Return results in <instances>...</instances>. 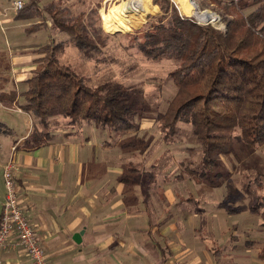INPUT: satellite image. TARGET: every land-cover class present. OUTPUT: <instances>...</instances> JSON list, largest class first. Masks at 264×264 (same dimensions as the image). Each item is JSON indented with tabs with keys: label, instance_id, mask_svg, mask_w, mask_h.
I'll return each instance as SVG.
<instances>
[{
	"label": "trees",
	"instance_id": "obj_1",
	"mask_svg": "<svg viewBox=\"0 0 264 264\" xmlns=\"http://www.w3.org/2000/svg\"><path fill=\"white\" fill-rule=\"evenodd\" d=\"M155 1L163 15L131 39L132 46L146 59L176 62L170 77L177 92L160 119L162 140L169 143L180 123L191 126L200 146L198 177L208 178L211 185L219 186V180L229 176L214 171L219 155L236 156L237 144L243 145L249 154L264 147V0H201L202 8H211L220 15L223 31L182 17L169 0ZM124 2L118 7L124 8ZM43 14L82 53L96 55L106 46L108 36L97 24L96 9L87 15H76L60 0L43 7L38 0H27L14 19L34 20L25 29L31 34L47 28ZM63 46V43L47 44L38 50L43 57L36 61L25 80L20 109L36 118L42 128L52 119H60L70 129H77L82 123L93 125L107 132L109 138L133 131L136 125L132 121L134 113L127 88L111 82L88 86L74 70L60 62ZM17 96L14 91L2 94L0 102L7 100L11 104ZM6 132L0 124V134ZM33 132V137L24 143L28 147L37 148L53 141V135L45 130ZM140 143V139L134 138L126 147ZM125 169L126 174L130 171V175H138L146 182L156 181L159 175L157 165L142 173L132 163L125 164ZM214 178L218 179L217 184ZM133 179L126 176L122 181L130 183ZM247 183V191H251L252 183L261 189L264 179L257 174ZM261 200L259 209H256L258 205L248 209L251 215L261 213L264 194ZM261 226L264 230V220ZM257 259L264 262V245Z\"/></svg>",
	"mask_w": 264,
	"mask_h": 264
},
{
	"label": "crops",
	"instance_id": "obj_2",
	"mask_svg": "<svg viewBox=\"0 0 264 264\" xmlns=\"http://www.w3.org/2000/svg\"><path fill=\"white\" fill-rule=\"evenodd\" d=\"M34 22H14L12 17L11 23L5 24L15 30L16 23L25 31ZM42 31L32 34V38L41 36ZM41 47L34 45L20 52L13 59L16 71L11 81L0 85L2 95L7 94L6 87L11 82L19 83L21 90H16L19 96L13 102L16 106L22 105L20 94L26 88L25 80L35 68L36 60L41 58L38 53ZM13 103L0 102L3 110L0 109L5 111ZM17 114L20 116L13 120L23 121L28 117L22 112ZM16 121L9 123L0 116V124L7 129L5 134H0V215L5 195L3 166L13 142H21L14 154L19 167L16 178L19 204L31 221L50 264H241L248 259H253L252 264H264L257 259L264 244L243 250L229 239L232 245L222 247V253L217 256L209 253L211 238L218 232L208 228V240L196 232L198 222L209 225L212 216L207 217L206 211L196 205L193 188L188 192L190 198L186 204L185 197L176 191L174 195L168 194L167 184H159L156 192L151 193L152 182H123L125 165L116 156L114 145H106L107 138L103 143L105 131L85 123L70 129L58 120L62 128L51 133L53 141L35 148L24 144L30 137L25 141L26 135L20 137L21 122ZM168 204H173L176 213L167 214ZM261 225L262 222L259 229L263 230ZM81 232V242L76 244L73 236ZM0 259L4 264H30L15 237L11 238L9 249L0 252Z\"/></svg>",
	"mask_w": 264,
	"mask_h": 264
},
{
	"label": "rangeland",
	"instance_id": "obj_3",
	"mask_svg": "<svg viewBox=\"0 0 264 264\" xmlns=\"http://www.w3.org/2000/svg\"><path fill=\"white\" fill-rule=\"evenodd\" d=\"M16 1L0 0V85H5L11 81L16 71L13 66L15 64L13 59L18 58L20 52H26L34 45L35 47L38 45L43 47L47 44L63 43V52L59 55L60 62L74 70L88 86L97 87L103 83L111 82L127 88L128 99L134 113L132 121L136 127L126 135L117 136L114 134V137L111 138L105 132L106 137L103 143L107 138V142L114 145L113 150L122 161V166L131 162L142 173L150 171L152 165H157L159 176L156 181L152 182L156 183L154 185L150 184L149 181H143L138 175H130V171L127 172L125 177H134V183H149L151 193L154 190L156 192V186L159 184H161L160 186L167 184L171 188L168 189V194L174 195L176 191L177 194L179 193L185 197L184 203L186 204L190 198L187 197L190 196L188 192L193 188L194 198L198 202L196 205L206 211L207 217L212 216L210 218L212 223L210 221L209 225H202L199 221L196 232L200 233L199 235L203 240H208L207 236L210 235V232L207 231L208 228L218 232L217 236L211 238L213 243L209 244V253H214L212 256L222 253V247L232 245L229 243L231 242L229 239H232V243H237L236 247L238 249L243 250H253L258 248L260 244H264V230L259 229L260 223H263L264 220V208L259 210L262 213L259 215L251 216L247 211L252 205L254 207L258 205L256 209H259V204L262 203L261 197L264 194V186L258 189L252 183L251 191H247V182L255 179L257 174L264 179V147L249 154L243 145L237 144L235 148L236 156L219 155L218 164H216L214 171L223 173V176L224 174L229 176L226 179L221 178L219 180L220 185L214 186L211 185L210 179L198 177L201 164L200 146L192 133L191 126L180 123L177 125V133L169 143H164L162 140L160 119L177 92L176 84L170 77V73L176 68V62L166 59L158 61L146 59L135 46H132L131 39L133 35L141 34L145 26L149 27L151 23H155L157 18L163 15L155 0H144V2L142 0H60L64 7L70 8L76 15H87L91 10L96 9L97 24L108 36L106 46L96 55L82 53L74 46L67 34L59 32L52 26L50 17L45 14H43L45 16L43 20L47 28L40 29L43 30L41 36H39L40 34L36 35L35 40L32 38V34H36L37 31L28 34L24 29L16 26L18 25L16 23L14 24L15 30H11L12 25L5 23L7 21L11 23L12 17L13 21L17 22L14 19L17 11L14 7ZM20 1L22 4L27 2V0ZM52 1L56 2L58 0H38L40 7ZM169 1L176 7L182 17L191 19L199 25H211L216 30H224L225 26L220 15L211 8H202L201 0H191L195 12L213 15L215 23H212L213 21L201 22L193 14L188 16L179 9L175 0ZM122 2H124V8H119L118 5ZM109 10L115 13L111 22L104 20V16ZM144 13L146 14L144 15ZM5 16H7L6 19ZM29 22L32 23L34 20H29ZM37 23H40V21L38 20ZM40 55L42 58L43 54ZM17 84L19 83L13 84L11 82L10 85H7V93L11 90L15 93H17L16 90L20 92L21 89ZM23 102L22 98L19 104H23ZM1 109L0 116L9 123L16 121L12 118L16 119L17 115L20 116L17 114L18 112L24 113L15 103L6 107L5 111ZM27 115L28 117H25L23 121H16L21 122L19 134L20 137L24 135L22 138L26 135L24 141L29 137H33L34 130H45L51 134L62 128V124L58 122L60 119L57 121L52 119V122L46 128H42L36 118ZM134 138L140 139L141 143L135 147H126L129 143H132ZM108 143H106L107 146ZM19 144L13 142L11 145L9 149L10 156L2 170L3 176V171L9 162L16 165L17 169L14 176L17 189L19 187L16 178L19 167L14 159V154L20 146ZM163 180L169 182L164 183ZM213 180L216 184L219 182L217 178ZM199 200L201 203H199ZM172 205H167L168 215L176 213ZM229 209H234L237 213H231ZM162 211L164 209H161ZM204 235L205 238H203ZM248 244L250 245L248 246ZM251 260L248 259L241 262V264H252ZM221 262L222 258L219 259V263ZM175 263L180 264L179 262H173L172 264Z\"/></svg>",
	"mask_w": 264,
	"mask_h": 264
},
{
	"label": "built area",
	"instance_id": "obj_4",
	"mask_svg": "<svg viewBox=\"0 0 264 264\" xmlns=\"http://www.w3.org/2000/svg\"><path fill=\"white\" fill-rule=\"evenodd\" d=\"M22 5L20 0L14 3L16 10L21 9ZM16 169V165L9 162L3 171L5 198L0 217V252L8 250L11 238L15 237L17 244L26 252L30 264H50L31 221L19 204L14 176ZM0 264H4L1 259Z\"/></svg>",
	"mask_w": 264,
	"mask_h": 264
},
{
	"label": "bare ground",
	"instance_id": "obj_5",
	"mask_svg": "<svg viewBox=\"0 0 264 264\" xmlns=\"http://www.w3.org/2000/svg\"><path fill=\"white\" fill-rule=\"evenodd\" d=\"M179 9L183 11L184 14H193L195 17L201 21V22H211L214 18L213 15L206 14V13H196L194 10V5L191 3V0H175ZM105 15V14H104ZM113 16H115V13L109 10L107 14L104 16V20L107 22H111L113 19ZM213 23V22H212Z\"/></svg>",
	"mask_w": 264,
	"mask_h": 264
},
{
	"label": "water",
	"instance_id": "obj_6",
	"mask_svg": "<svg viewBox=\"0 0 264 264\" xmlns=\"http://www.w3.org/2000/svg\"><path fill=\"white\" fill-rule=\"evenodd\" d=\"M81 235H82V232L81 233H77L73 236V241L76 243V244H80L81 242Z\"/></svg>",
	"mask_w": 264,
	"mask_h": 264
}]
</instances>
